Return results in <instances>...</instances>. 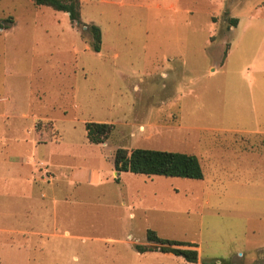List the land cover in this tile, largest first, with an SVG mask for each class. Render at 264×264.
<instances>
[{
  "label": "rangeland",
  "instance_id": "obj_1",
  "mask_svg": "<svg viewBox=\"0 0 264 264\" xmlns=\"http://www.w3.org/2000/svg\"><path fill=\"white\" fill-rule=\"evenodd\" d=\"M79 1L99 52L68 13L0 0V264H191L139 253L147 229L196 243L195 264H263L264 0ZM89 121L113 124L103 143ZM16 139L32 167L9 163ZM118 147L194 154L204 176L117 181Z\"/></svg>",
  "mask_w": 264,
  "mask_h": 264
},
{
  "label": "trees",
  "instance_id": "obj_2",
  "mask_svg": "<svg viewBox=\"0 0 264 264\" xmlns=\"http://www.w3.org/2000/svg\"><path fill=\"white\" fill-rule=\"evenodd\" d=\"M35 5L51 7L54 10L68 13L71 22L86 28L92 35L91 47L99 52L101 49V30L96 24H86L81 20V6L79 0H32ZM231 25L236 26L237 18H230ZM13 24L11 15L0 18V29L6 30ZM229 45L223 53L224 60ZM87 139L95 144L103 143L113 131V124L108 122L89 121L85 123ZM113 166L116 171L115 179L119 180V173L129 171L144 175L177 176L201 179L204 176L202 166L197 156L191 153L135 147L130 150L118 147L113 155ZM147 240L154 245H135L140 252H168L181 256L188 262L198 260L196 244L175 239L160 237L153 229H147ZM202 264H215L203 261Z\"/></svg>",
  "mask_w": 264,
  "mask_h": 264
},
{
  "label": "crops",
  "instance_id": "obj_3",
  "mask_svg": "<svg viewBox=\"0 0 264 264\" xmlns=\"http://www.w3.org/2000/svg\"><path fill=\"white\" fill-rule=\"evenodd\" d=\"M259 4V3H258ZM261 4H264V2H261ZM230 10H228V8L227 9H224V12L227 14V12H229ZM234 13V14H233ZM230 15V17L231 18H237V24H236V26L238 25V23H239V20H240V18L238 17V14L237 13H235V12H233L232 10H231V13L229 14ZM255 15H257L256 13H255V10L254 9H249V11L247 12V17L248 18H251V17H253V16H255ZM236 26H233V25H231L230 26V28H229V30L226 32V34L225 35H227V37H228V45H229V47H228V49H227V52H226V56H225V58L227 57V55H228V53L230 52V48H231V42L229 41V38L232 36V34H233V31H235V29H236ZM260 34L262 35V34H264V30L263 31H261L260 32ZM225 58H224V60H225ZM224 60L223 61H218V63L217 64H219V65H222L223 63H224ZM252 64V63H251ZM251 64H249L250 66V68H252L251 66ZM261 65H264V63H261ZM261 70H263L264 71V69L263 68H260ZM23 115L24 116H26L27 114H25V113H23ZM32 118H34V117H32ZM17 144H25L26 146H27V148L24 150V151H22V150H20L19 149V151H13V149H12V151L11 152H9V158L10 157H12V158H16V159H10L9 160V163L10 164H13L15 161L19 164V165H26V167H32V163H33V161H34V158H35V154H36V152L39 150V148L37 149L36 148V146L35 145H31L29 142H27V140H25V139H16V142H15V144L13 145L14 147L15 146H17ZM15 164V163H14ZM30 170H31V168H30ZM66 176H68L67 174H66V172H62L60 175H59V178L61 177V178H64V177H66ZM59 179L57 178V181H58ZM32 181H35V178H34V172L31 170V175H26L25 176V182H27L29 185H34V183L32 182ZM55 181V180H54ZM33 183V184H32ZM57 182H53V185L54 184H56ZM31 233H33V234H40V235H43L42 233H40V232H38V231H33V230H31V231H29V230H25V231H23V232H21V234H31ZM149 242V241H148ZM189 242H191V243H194V242H192V241H189ZM151 243H153V242H151ZM194 244H196V243H194ZM195 249L197 250V244H196V246H195ZM198 251V250H197ZM140 253V252H139ZM165 253V252H164ZM168 253V252H167ZM198 260H199V253H198ZM185 261V260H184ZM203 261H205V260H202L201 261V264H202V262ZM206 262V261H205ZM186 263V262H185ZM185 263H182V264H185ZM191 264H195V262H190ZM264 264V263H263Z\"/></svg>",
  "mask_w": 264,
  "mask_h": 264
}]
</instances>
